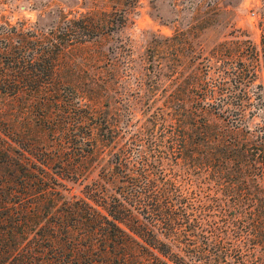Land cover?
Segmentation results:
<instances>
[{
  "label": "trees",
  "instance_id": "1",
  "mask_svg": "<svg viewBox=\"0 0 264 264\" xmlns=\"http://www.w3.org/2000/svg\"><path fill=\"white\" fill-rule=\"evenodd\" d=\"M92 27L63 15L0 36V264H264L262 97L171 92L133 129L106 126L100 172L98 106L63 74ZM237 67L216 87L252 85ZM170 160L212 175L230 204L189 191Z\"/></svg>",
  "mask_w": 264,
  "mask_h": 264
},
{
  "label": "rangeland",
  "instance_id": "2",
  "mask_svg": "<svg viewBox=\"0 0 264 264\" xmlns=\"http://www.w3.org/2000/svg\"><path fill=\"white\" fill-rule=\"evenodd\" d=\"M63 15L93 22L91 37L67 54L73 63L63 74L98 106L93 163L100 172L109 158L106 126L126 129L131 124L133 129L159 111L171 92H246L264 100V0H0V36L12 26L41 34ZM240 63L250 68L254 83L216 87L222 79L230 81ZM155 81L156 88L141 98L142 88ZM26 112L34 126L38 110ZM169 163L203 201L230 204L212 175L192 171L183 162ZM82 188L76 184L73 193L81 194Z\"/></svg>",
  "mask_w": 264,
  "mask_h": 264
}]
</instances>
